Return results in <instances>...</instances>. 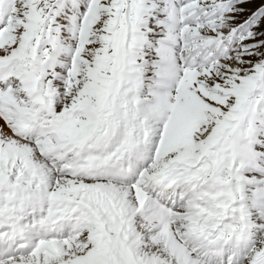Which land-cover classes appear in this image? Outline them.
I'll return each mask as SVG.
<instances>
[{"label":"snow or ice","instance_id":"6c2138e0","mask_svg":"<svg viewBox=\"0 0 264 264\" xmlns=\"http://www.w3.org/2000/svg\"><path fill=\"white\" fill-rule=\"evenodd\" d=\"M0 264H264V0H0Z\"/></svg>","mask_w":264,"mask_h":264}]
</instances>
